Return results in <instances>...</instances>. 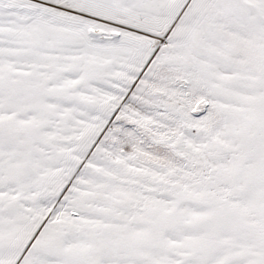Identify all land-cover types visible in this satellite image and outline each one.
<instances>
[{
    "label": "snow or ice",
    "instance_id": "6c2138e0",
    "mask_svg": "<svg viewBox=\"0 0 264 264\" xmlns=\"http://www.w3.org/2000/svg\"><path fill=\"white\" fill-rule=\"evenodd\" d=\"M0 264H264V0H0Z\"/></svg>",
    "mask_w": 264,
    "mask_h": 264
}]
</instances>
